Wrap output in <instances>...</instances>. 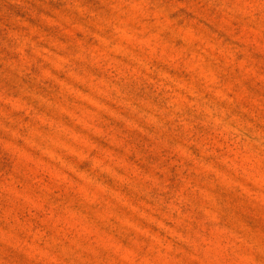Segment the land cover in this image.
Listing matches in <instances>:
<instances>
[{
    "label": "rangeland",
    "instance_id": "obj_1",
    "mask_svg": "<svg viewBox=\"0 0 264 264\" xmlns=\"http://www.w3.org/2000/svg\"><path fill=\"white\" fill-rule=\"evenodd\" d=\"M0 264H264V0H0Z\"/></svg>",
    "mask_w": 264,
    "mask_h": 264
}]
</instances>
